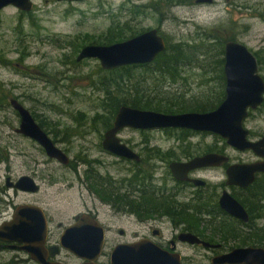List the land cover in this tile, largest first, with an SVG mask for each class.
<instances>
[{
    "label": "rangeland",
    "instance_id": "rangeland-1",
    "mask_svg": "<svg viewBox=\"0 0 264 264\" xmlns=\"http://www.w3.org/2000/svg\"><path fill=\"white\" fill-rule=\"evenodd\" d=\"M152 1L50 0L46 3L38 0L31 14L21 15L15 7L0 10V155L4 157L0 159V186H5L8 170L16 178L33 166L32 162L36 160L40 162L37 180L41 184L38 193L0 191V210L5 214L12 212L17 204L36 203L48 212L52 219L51 229L58 238L64 228L74 221L76 214L98 210L99 218L107 228L102 253L104 260L110 259L111 251L118 242L132 241L134 232L143 230L129 213L118 211L107 203L100 206L101 201L90 190L86 171L97 170L98 173L93 174L101 183L120 186L124 182L122 180L131 177L133 164L107 152L102 146L105 132V109L102 104L106 99V90L99 75L101 64L96 58L77 62L81 48L103 38L112 30L114 22L124 23L127 20L132 21V26L141 27L140 30L160 29L159 32L171 42L195 39L200 45L210 44L211 41L205 39L208 31L225 38L235 37L254 53L257 52L262 59L259 73L264 77V0H215L212 3L172 0V5L158 13L150 7L145 8ZM139 5L146 14L135 17L131 10ZM18 63H23L25 67L21 69ZM188 74L195 80L189 79L182 86H187L185 91L191 89L190 94L215 90L213 74L203 76L200 68L188 70ZM205 77L211 79L205 82ZM180 83L176 85L181 88ZM9 93L22 96L20 100L24 105L53 129L52 138L70 156V166L50 159L38 144L13 132L12 126L17 123V118L10 106L11 98L6 95ZM245 126L250 130L251 139L264 135V103L251 112ZM145 132L125 128L119 136L142 155L145 149L143 140L147 138L151 146L161 147L164 150L162 153L175 146V136L165 130ZM215 136L199 132L185 143L192 144L198 154L206 153L208 147L223 148L234 162L255 160L252 151H238L219 135L224 141ZM85 157L91 161L90 165L82 160ZM144 167L151 172L157 168L152 174L159 178L168 173L165 163L152 155L145 161ZM200 175L212 185L226 179L224 170L218 167L202 170ZM169 182L172 184L170 178ZM179 200L189 202L185 197ZM6 205L9 209L5 208ZM166 221L160 226L164 235L169 237L172 227L170 221ZM119 229H124L125 234L121 235ZM198 249L189 244L179 246L184 262L208 264L210 254ZM12 254L14 252H9L7 256ZM57 259L69 264L79 263L78 257L65 249H61Z\"/></svg>",
    "mask_w": 264,
    "mask_h": 264
},
{
    "label": "water",
    "instance_id": "water-1",
    "mask_svg": "<svg viewBox=\"0 0 264 264\" xmlns=\"http://www.w3.org/2000/svg\"><path fill=\"white\" fill-rule=\"evenodd\" d=\"M214 1L196 0L197 3ZM10 4L23 10H31L33 0H0V9ZM165 49V39L157 28H151L124 41L87 44L79 52L77 60L96 58L103 69L112 70L127 65L151 63ZM224 51L226 96L216 109L176 114L123 105L119 108L112 127L104 133L103 148L117 157L139 161L140 155L119 136L121 130L180 128L219 135L236 150H250L264 159V136L256 140L251 139L250 130L245 126L250 112L257 110L264 103V77L259 73L258 59L246 44L237 40L227 41ZM11 104L22 119L18 131L37 140L49 157L64 165L69 164L70 157L35 121L29 109L17 100H11ZM229 160L227 154L210 152L186 162H172L170 167L176 178L189 180L188 173L192 169L220 166ZM259 172H264V160L231 164L227 169V184L248 187ZM193 182L197 185L205 184L201 179H194ZM15 186L31 192L39 189L35 180L28 176L22 177ZM220 203L231 215L249 220L246 209L228 191L223 192ZM0 238L21 243V248L42 264H63L59 261H47V221L39 206L20 205L13 218L0 226ZM180 239L190 244L201 242V239L192 233H183ZM105 241V229L101 222L90 215L82 214L76 217L74 224L65 228L60 245L51 246L50 253L56 255L62 248L85 260L83 264H100L97 260L104 251ZM202 242L205 246H211L209 242ZM110 258L109 264H188L182 260L180 253L168 251L150 239L119 243L112 249ZM211 263L264 264V247L236 248L229 253L215 256Z\"/></svg>",
    "mask_w": 264,
    "mask_h": 264
},
{
    "label": "trees",
    "instance_id": "trees-1",
    "mask_svg": "<svg viewBox=\"0 0 264 264\" xmlns=\"http://www.w3.org/2000/svg\"><path fill=\"white\" fill-rule=\"evenodd\" d=\"M186 1V0H184ZM179 2V1H178ZM181 2V1H180ZM172 0H153L152 3L145 8H152L154 12H161L164 7L168 8L172 5ZM135 10H131L135 14V17L139 15H145L140 5L135 6ZM132 21L127 20L124 23H115L112 26V30L105 34L103 38L93 42L92 44H112L126 39L135 37L146 30H140L141 27L131 25ZM148 30V29H147ZM160 30V29H159ZM163 35V34H162ZM165 36V35H164ZM167 40L166 49L161 52L153 62L147 64H134L122 66L112 70H105L101 66L99 67V75L101 77L102 85L106 90V99L103 102L104 107V129L105 131L112 127L115 116L119 108L123 105L131 106L143 110H155L165 113H181L187 111L207 112L216 109L225 99L226 96V76H225V43L229 40H236L235 37H221L217 33L212 32L205 33V39L211 41L210 44L200 45L193 40H180L177 42ZM91 44V43H90ZM258 59V63L262 62L261 56L255 52ZM200 68L203 71V76H211L215 80L216 88L212 91H203L199 95L190 94L189 88L184 90L182 84L191 78L188 74V70ZM205 82L211 78L205 77ZM180 83L181 88L176 84ZM173 90V91H172ZM103 119V120H104ZM41 124L46 123L43 120H38ZM165 131L169 134L173 133L176 139L182 141L190 139L195 133L189 129H174L168 128ZM105 133V132H104ZM142 133L146 134L145 131ZM216 139H220L217 135ZM197 150L194 149L192 144L184 143L182 147V153L178 154V157H191ZM205 152H219L224 153L223 148L208 147ZM160 155H163L160 154ZM168 157H175L174 151L166 153ZM3 156L0 155V159ZM85 163L91 164L87 158L82 159ZM149 158L142 157V164L148 161ZM72 164V162H71ZM77 164L73 165L76 169ZM143 171V170H140ZM140 171L134 172L132 177L125 178L123 183L119 186H113L108 183H101L89 170L86 171L88 179L91 181L93 190L101 196L107 203L112 204L118 211H124L130 213L133 210L137 212H143L145 210V204H149L151 207L150 214L154 216L155 213L166 212L169 218L183 219L190 224L194 221L193 217H197V214H201L203 208L195 212L196 207H190L185 202H179L178 198L173 197L171 193H167L168 196H162V192H158L155 189V185L150 187V195L141 193V197L132 198L131 183L133 178L140 175ZM152 174V173H151ZM153 175V174H152ZM141 186H145L141 179ZM260 186L264 187V178L260 181L257 179L253 184L254 194L242 199L243 204L249 208L251 219L258 218L261 212V207L258 202L260 200V194L264 196V190H260ZM140 189V188H139ZM142 191V188H141ZM261 196V197H262ZM197 213V214H196ZM200 220L197 221V226L200 225ZM215 229H224L225 226L217 225L216 223L210 224ZM248 234V233H247ZM264 235V232H262ZM261 233H255L253 236L249 234V245H264V239L262 240ZM262 235V236H263ZM264 238V236H263Z\"/></svg>",
    "mask_w": 264,
    "mask_h": 264
},
{
    "label": "flooded vegetation",
    "instance_id": "flooded-vegetation-1",
    "mask_svg": "<svg viewBox=\"0 0 264 264\" xmlns=\"http://www.w3.org/2000/svg\"><path fill=\"white\" fill-rule=\"evenodd\" d=\"M36 1H38V0H33V7L31 10H23V9L18 8L15 5H12V4L5 6L0 10H4L8 7H15L21 15L31 14L36 8V4H37ZM44 1L46 3H48L50 0H44ZM69 2H72V1H69ZM73 2H80V1H73ZM22 56L24 57L25 54H22ZM76 60H77V57H76ZM77 62H81V61L77 60ZM17 65L20 66L21 69H23L25 67V65L23 63H18ZM1 93H2V90H1ZM6 95L11 98L10 99V106L14 110V114L16 115V118H17V123L15 124V126L14 125L12 126L13 132H15V134L17 136H20L22 138L27 139L28 141H32V142L38 144L40 150L42 152L46 153L45 149L39 144V142L37 140H35V139H33V138H31V137H29V136L18 131V129L20 128L22 119H21L19 112L15 108H13V106L11 104V100H17L18 102H20L21 104L24 105V103L20 100V98L22 96H17V95L13 96L10 93L6 94ZM29 111L31 112L35 121L42 127V129L49 135V137L57 145L55 138H52V133H54L53 129L45 123L41 124L38 121L41 118L35 112H32L30 109H29ZM251 112H250V114H251ZM165 129H168V128H165ZM165 129H161V130H165ZM174 129H180V128H174ZM139 130L141 132L147 131V130H141V129H139ZM152 130H160V129H152ZM263 136H261V137H263ZM254 140H256V139H254ZM173 141H174L175 146L172 147L170 149V151H172V152L174 151L175 157H170V158L168 157L169 155H166V153H163V155H160V154H162V152H164V150H162L161 147H159V146H151V144H150L151 141L149 138L143 140L144 146H145V149L143 151V155L140 153V151H137V149L136 150L133 149V147H131L128 144L135 152H137L140 155L141 158L143 156H145L146 158L150 159L151 155L154 158L158 157L161 161H163L165 163V165L167 167L166 170L168 169L167 175L164 176L163 178L162 177L159 178L158 176L151 174L153 171H156L157 168L156 169L154 168L153 171L151 172L144 167V164L140 165L142 163L140 161L122 158L123 160H128V161L132 162V164H133L132 165L133 166L132 171L133 172H138L140 170H143V171H140V175L138 177L133 178L129 182V183H131V188H133L132 191L134 192L133 197L132 196L131 197L133 199L141 197V193L139 192V191H141V188H142V192L145 195H150L151 191H153L150 186L152 184H154L155 188L157 190H159V192H162L161 193L162 196L167 195V193H171L172 196L178 198V200L181 197L188 198L189 202L185 203V204L190 206V207H193V208L196 207L195 212L199 211V209L202 207L203 208L202 213L201 214L196 213L197 217H193L194 221L190 222V224H189L185 221H182L183 219L169 218V216L166 215L165 211H162L161 213H155L154 216H151V214H150L151 207L149 204H145V210L143 212H137V211L133 210L132 212L129 213V215L131 216V219L133 221H135L138 225H140L142 227L143 231L142 232H134V239L132 241H122V242H118L117 244L125 243V242H135V241L140 240V239H150L168 251L180 253L182 256V260L184 259V255L179 250V246H180V244H189V245H192L194 247L203 249L207 253L210 254V258H209L210 261L208 264H212L211 260L215 256L220 255V254H224V253H229L236 248L249 247V246L264 247V245H249L247 243L249 234L251 236H253L255 233H258V234L261 233L262 234V232H264V196H262V194H260L262 197L260 196L261 202H258V204L261 207V212L259 214L260 216L258 218H255V219H251L249 208L246 207L242 202V199L247 198V196H249V195L253 196L254 195L252 193L253 184H254V182L256 183L258 178H260V181L262 180V178H264V172L257 173L254 182L252 184H250L248 187H241V186H237V185L227 184V169L231 164L251 163V162L260 161V160H264V159L255 155L256 158L253 161H246V162L235 161L234 162V161H232L231 157L229 156L230 160L227 163H224L220 166H205V167H198V168L192 169L188 173L189 180H181V179L176 178L173 175L171 167H170L172 162H181V161L186 162V161H189L190 159H192L196 156H202V155H205L206 153H210V152H206L204 154H196V155H193V156L187 157V158L183 157V156L178 157V154L182 153L183 144L185 142H187V140L182 141L180 139L175 138ZM63 151L68 155L66 150H63ZM216 153H219V152H216ZM222 154H226V153L224 152ZM46 155H47V153H46ZM49 158L52 160L58 161L55 158H51V157H49ZM119 158H121V157H119ZM71 162H72V160L70 158V162L67 165H64L60 162L59 163L64 165V166H70ZM39 163L40 162L37 160L33 161L32 164H34V165L29 167L26 172H22L16 178L12 176V171L8 170L5 173L6 174L5 186H0V191H3L4 193H8V190H14L15 192L21 191L24 193H38L41 189V184L37 180L38 179L37 176H40V174L38 172ZM217 167L222 168L226 174V179L218 185L210 184L204 177H202L200 175V172H202V170L217 168ZM90 172L91 173H98L97 170L96 171H90ZM24 176H28V177L34 179L35 182L38 184L39 189L35 192H31L29 190H24V189H21L20 187H16L15 185ZM169 178H170L172 184L169 182ZM141 179H142L143 184L145 186L140 187L142 184ZM194 179H201V180L205 181V184L204 185L203 184L197 185L193 182ZM159 182H161V183H159ZM90 183H91V181H90ZM90 190L93 191V193H95L96 196L98 197V199L101 201L100 206H102L103 203H107L103 198H101L100 195H98L93 190L92 185L90 186ZM260 190L261 191L264 190V187L260 186ZM224 191H228L237 201H239L243 205V207L246 209L247 213L249 214V220L248 221H245L243 219H240L238 217L231 215L229 212H227L221 206L220 199H221ZM183 195H185V196H183ZM179 202L181 203L182 201H179ZM24 204H29V205L32 204V205L39 206L40 208H42V210L45 214L46 221H47V239H46V247L48 250L47 261H53V262L59 261V262H62L63 264H69V263H65V262L57 259V255L60 254L62 248L60 249V252L56 255H52L50 253V247L51 246L60 245V238H61L62 234L59 236V238L54 235V233L51 229V226H50L52 219L50 218L46 209H44L40 205H38L36 203L25 202V203H20V204L15 205L12 212L7 211V213L4 214V212H2V210H0V226L5 222L10 221L13 218L15 210L20 205H24ZM107 204H109L113 208H115L112 204H110V203H107ZM5 208L9 209V206L6 205ZM82 214L90 215L91 217L97 218L101 222V220L99 218L98 210H96V211L89 210L87 212L76 214L74 216V221L72 223H70L68 226L74 224L76 222V217L78 215H82ZM166 220L170 221L171 227H172V234L169 237H166L164 235V233L162 232V228H161L162 226H160V224L167 222ZM198 220H200V222H201L199 226H197ZM211 223H213V224L216 223L217 225L225 226V228L223 230L222 229L217 230V229H215L214 226L210 225ZM101 224L103 225V227L105 229V237H106L107 228L104 226L103 222H101ZM68 226H66V227H68ZM65 228H64V230H65ZM121 231H123V233H121ZM119 233L121 235H124L125 230L119 229ZM183 233H192V234L196 235L198 238H200L201 242L195 243V244H190L188 242L182 241L180 239V235ZM262 235H260V236L262 237V240H263L264 235L263 236ZM202 241L209 242L211 244V246H205ZM105 244H106V241H105ZM21 246H22V244L17 242V241H7V240L0 238V264H21V263L42 264L39 261L33 260L31 258V256L25 250H23L21 248ZM200 249H198V250H200ZM9 252H14V255L12 254L10 256H7V254ZM20 253L24 254L26 256L23 257L20 255ZM102 256H103V254L97 260V262L100 264H109L111 258L109 260H104V259H102ZM78 259H79L78 264H83L85 262V260H83L79 257H78ZM199 264H201V263H199ZM204 264H207V263H204Z\"/></svg>",
    "mask_w": 264,
    "mask_h": 264
},
{
    "label": "bare ground",
    "instance_id": "bare-ground-1",
    "mask_svg": "<svg viewBox=\"0 0 264 264\" xmlns=\"http://www.w3.org/2000/svg\"><path fill=\"white\" fill-rule=\"evenodd\" d=\"M163 36V38L165 39V36L164 35H162ZM165 42H166V47H167V40L165 39ZM224 68H225V65H224ZM187 112H196V111H187ZM208 112V111H207ZM181 113H185V112H181ZM176 114H179V113H176ZM137 130V129H136ZM139 130V129H138ZM142 130V129H141ZM189 130H192V129H189ZM193 131H195V130H193ZM195 132H198V131H195ZM171 135H173V136H175L173 133H171ZM140 162H142V158L140 157V160H139ZM145 163V162H144ZM133 171H132V173H131V177L133 176ZM98 178V177H97ZM99 181H100V179H98ZM101 182V181H100ZM255 183V182H254ZM156 189V188H155ZM157 190V189H156ZM158 192H159V190H157ZM140 193H142V191H139ZM134 194V193H133ZM133 194H132V197H133ZM162 195V194H161ZM164 196H168V194L167 195H164ZM32 258V257H31ZM33 259V258H32ZM34 260V259H33ZM37 261V260H36Z\"/></svg>",
    "mask_w": 264,
    "mask_h": 264
}]
</instances>
